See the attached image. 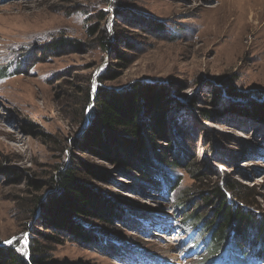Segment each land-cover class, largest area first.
Segmentation results:
<instances>
[{
	"label": "rangeland",
	"instance_id": "rangeland-1",
	"mask_svg": "<svg viewBox=\"0 0 264 264\" xmlns=\"http://www.w3.org/2000/svg\"><path fill=\"white\" fill-rule=\"evenodd\" d=\"M105 32L106 48L99 38ZM20 58L25 65L17 69ZM5 66L0 76V248L26 259L40 243L47 259L59 264H200L193 253L196 241L182 234L183 223L168 217L176 212L175 199L149 190L140 171L125 172L97 148L84 146L82 132L97 89L135 81L163 84L164 96L176 100L165 113L176 127L171 129L174 149L194 154L210 174L227 173L246 186L253 194L249 201L264 211V156L257 152H264V123L209 103L212 87L229 79L244 97L228 98L229 105L243 108L244 99L264 97V0H0V67ZM107 71L115 79L100 81ZM86 91L92 95L88 104ZM189 102L186 109L174 108ZM71 161L95 168L98 176L81 175L122 207L121 216L153 210L167 220L143 222L139 231L117 223L97 245L65 235L59 243L47 239L41 233L50 231L36 225L38 212L30 215L32 200L47 195L46 181L57 173L56 166ZM194 167L178 169L177 195L192 184ZM193 200L182 214L200 202ZM124 248L155 261L125 259L117 252Z\"/></svg>",
	"mask_w": 264,
	"mask_h": 264
},
{
	"label": "trees",
	"instance_id": "trees-1",
	"mask_svg": "<svg viewBox=\"0 0 264 264\" xmlns=\"http://www.w3.org/2000/svg\"><path fill=\"white\" fill-rule=\"evenodd\" d=\"M99 38L102 47L106 48L110 43L106 32ZM113 53L119 60L127 61L125 53L117 49ZM24 61L20 58L17 69L25 65ZM6 70V66L0 67V76ZM105 78L115 79L113 71L103 74L100 81ZM165 93L166 86L155 82L135 81L124 87H99L89 125L82 132L84 146L97 148L96 153L112 160L114 166L125 172L131 169L140 171L141 179L149 190L159 193L164 199H175L176 212L168 217L174 224L183 223L185 230L182 234L189 233L190 240L196 241L200 264H264V211L259 209L257 202L249 201L253 194L246 192V186L227 173L221 175L215 170L210 174L194 154L182 148L178 151L174 149L171 129L176 127L172 124L174 122L166 120L165 113L168 108L173 109L175 99L167 98ZM211 94V105L225 104L229 111L264 123V100L248 99L241 102L248 104L243 108L229 105L228 98L237 102L244 98L230 79L214 85ZM84 97V103L88 104L92 95L86 91ZM190 105L191 102L177 103L174 108L186 109ZM237 142L239 146L246 147L244 141ZM251 148L252 152L257 150ZM250 151L249 155L252 154ZM257 152L264 156L261 150ZM185 161H190V164ZM192 166H195L190 172L192 184L177 195L181 182L178 169L188 172ZM56 168L57 173L46 181L48 188L45 192L49 193L34 197L30 213L35 215L38 212L36 225L50 231L49 234L41 233L47 239L59 243L62 241L60 235H65L72 240L97 245L101 236L108 235L117 223L128 222L132 230L139 231L143 222L167 220L160 211L153 210L141 213L130 211L129 216H121L122 207L96 191L87 176L81 175L86 172L87 175L98 176L95 168L84 161L63 162ZM212 175L221 176L224 181L211 180ZM197 197L201 204H196L189 214H182L184 208ZM202 205L207 208L205 211ZM35 207H38L37 211ZM88 220L94 222L88 224ZM97 223L101 225L95 226ZM43 251V245L36 243L25 259L12 248H0V264H59L47 259ZM117 252L125 259L137 261L141 257L146 261H155L148 254L136 255L125 248Z\"/></svg>",
	"mask_w": 264,
	"mask_h": 264
},
{
	"label": "water",
	"instance_id": "water-1",
	"mask_svg": "<svg viewBox=\"0 0 264 264\" xmlns=\"http://www.w3.org/2000/svg\"><path fill=\"white\" fill-rule=\"evenodd\" d=\"M255 98H258L259 100H264V97L263 96H255V97H251V98H248V99H255ZM248 99L244 100V101H247Z\"/></svg>",
	"mask_w": 264,
	"mask_h": 264
},
{
	"label": "snow or ice",
	"instance_id": "snow-or-ice-1",
	"mask_svg": "<svg viewBox=\"0 0 264 264\" xmlns=\"http://www.w3.org/2000/svg\"><path fill=\"white\" fill-rule=\"evenodd\" d=\"M7 243H12V241H11V240H9V241H7Z\"/></svg>",
	"mask_w": 264,
	"mask_h": 264
},
{
	"label": "bare ground",
	"instance_id": "bare-ground-1",
	"mask_svg": "<svg viewBox=\"0 0 264 264\" xmlns=\"http://www.w3.org/2000/svg\"><path fill=\"white\" fill-rule=\"evenodd\" d=\"M223 168H224V166L221 167V169H223Z\"/></svg>",
	"mask_w": 264,
	"mask_h": 264
}]
</instances>
